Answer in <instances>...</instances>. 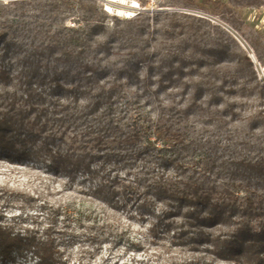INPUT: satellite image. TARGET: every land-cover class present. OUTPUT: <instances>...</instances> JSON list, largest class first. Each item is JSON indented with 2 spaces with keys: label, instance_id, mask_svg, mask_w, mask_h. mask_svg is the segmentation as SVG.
Returning a JSON list of instances; mask_svg holds the SVG:
<instances>
[{
  "label": "trees",
  "instance_id": "1",
  "mask_svg": "<svg viewBox=\"0 0 264 264\" xmlns=\"http://www.w3.org/2000/svg\"><path fill=\"white\" fill-rule=\"evenodd\" d=\"M28 1L10 0L13 9L7 7V13L3 10L8 4L0 6V69L5 70L10 63L19 41H27L33 34L30 28L26 30L30 22L25 21L22 8L34 3L39 13L31 18L43 32H34L33 40H42L21 62L38 71L33 73L35 76L40 71L48 76L47 88L40 93L43 105L51 107L47 112L52 111L58 118L42 122L46 115H36L37 123L33 125L49 131L51 137L57 127L69 130L80 139L78 152L83 151L78 154L71 148L64 154L56 146L57 141L65 144L63 139L45 138L42 144L49 150L58 149L56 156H51L53 161L65 159L58 160L63 167L82 163L78 168L88 161L89 174L105 177L106 190L102 187L99 192L108 201L118 195L109 190L113 185L110 173L126 170L122 181L132 176L123 185L127 205L137 203V213L154 218L152 228L160 226L164 233H173L171 240L177 246L212 257L210 261L206 256L191 254L170 264H215L216 260L236 264L260 260L264 264V196L259 192L264 190V148L252 146L253 150H247L245 142L236 144L235 140L241 138L236 129L226 128L224 134H216L213 142L200 133L193 114L207 92L210 97L204 104L211 109L223 105L226 113L235 105L216 95L215 84L207 82L223 71L216 68L223 66L218 65V59L207 60L181 48L199 47L204 37L200 29L189 27L185 31L177 14L140 13L126 19L125 28L117 26L107 32V16L94 0ZM70 17L75 20L74 26L66 25ZM152 18L155 27L150 25ZM164 18L170 21L161 23ZM196 19L198 24L203 21ZM158 24L164 36L178 39L179 45H168L164 54L150 42ZM224 54L220 50L217 55ZM157 58L161 60L155 62ZM245 60L252 66L250 58L245 56ZM58 65L63 69L58 71ZM221 75L225 76L221 85L237 83V72H230L228 66ZM185 76L203 79L187 82ZM190 91L193 94L188 98ZM230 113V120H221L224 126L240 121L235 112ZM219 114L223 113L216 110V116ZM262 119L263 112H257L249 120L252 137L264 139V128L258 126ZM37 137L20 131L8 115H0L1 140L9 138L26 145V141ZM238 190L245 196L238 195ZM254 201L262 208H253ZM227 224L231 227L228 234L212 232ZM20 229L0 219V257L11 259L14 249H25L33 251L38 264H55L59 246L51 230L24 229L22 233ZM205 245L210 248H203Z\"/></svg>",
  "mask_w": 264,
  "mask_h": 264
},
{
  "label": "rangeland",
  "instance_id": "2",
  "mask_svg": "<svg viewBox=\"0 0 264 264\" xmlns=\"http://www.w3.org/2000/svg\"><path fill=\"white\" fill-rule=\"evenodd\" d=\"M94 1L99 11L107 16L104 23L107 32L117 26L125 28L124 22L128 19L127 17L119 15L117 11L109 14L105 11L106 2ZM128 1H135L140 5V8L134 11V15L177 14L178 22L184 25L185 31L189 30V27L193 31L200 29L204 35L200 39L202 43L199 47L196 44L181 46L184 51L207 60L217 58L218 65L223 66L216 65V68H222L224 71L225 66H228L230 72H237L238 80L235 85L234 83L220 84L225 79V76L221 75L223 71L218 76L208 78L207 82L216 86V95L221 96L225 102L235 105L226 113H224L223 105L211 109L204 104L210 97L207 92L203 101L199 103V110L193 114V118L198 122L200 133L213 142L217 137L216 134H224L226 128L236 129L241 136L235 140L236 144L245 142L247 150H250L252 146L257 149L264 148V139L252 137V131L248 125L253 114L257 112L264 114V0ZM9 2L10 0H0L1 7L8 4L3 10L4 13L11 8ZM31 2L29 0L27 3ZM33 4L24 6L22 12L27 16L25 21L30 22L26 30L30 28L34 34L36 31H43L41 26H37L35 19L31 18L32 15L39 13L34 10ZM196 18H202L203 21L198 24ZM169 21L164 18L161 23ZM74 22L75 20L70 17L66 20V25L74 26ZM193 24L197 25V28H193ZM150 25L155 27L153 18ZM33 34L30 35L29 40L19 41L20 48L14 49L15 54L11 56L10 63L6 65L5 70L0 69V115H8L9 121L23 133L38 135L35 140L32 138L26 141V145L18 144L16 140L9 138L0 139V219L2 223L23 228V230L20 229L22 233L25 232L24 229H41L42 231L50 229L51 237L56 239L59 246L54 255L55 264H132L133 262L134 264H163V262L170 264L179 261L176 258L191 254L196 257L206 256L211 261L212 257L208 253H191L184 247L177 246L178 243H173L171 240L173 233H164V228L160 226V228H152L155 219L150 216H140L136 209L137 203L127 205L129 201H127L123 185L127 184L129 177L122 181L126 170L110 173L109 180L113 182V185L109 190H114L118 195L116 194V198L108 201L107 198H103L105 194L99 192L105 186V177L89 174L86 166L88 161L84 160L85 165L80 168L77 166L82 163H68L69 165L63 167L62 164H58V160L63 162L65 159L53 161L51 156H56L54 152L58 149L49 150L42 144L45 138L63 139L65 144L57 141L56 146L65 151H62L64 154H67L68 149L70 152L71 148H74L78 154L83 151L78 152L77 149L81 146L80 139L74 137V133L69 130L64 131L57 127L55 135L51 137L49 131L38 129L39 126L33 125L37 123L36 115H46L42 122L47 118L49 120L58 118V115L51 114L52 111L47 112V109L51 110V107L48 103L43 105V96L40 93L47 88L45 83L48 76H44L42 71L35 76L33 73L38 71L31 70L29 63L21 62L25 54L32 53L35 46L42 40H33ZM40 35L44 36V34ZM150 42L158 45L160 52L164 54L167 53L165 51L167 46L176 44L178 39L164 36V30L158 24V31ZM203 50H207L206 53H203ZM220 50H224L226 54L218 56ZM251 55L256 58L254 63ZM245 56L250 58L252 66L247 64ZM160 60L161 58H157L155 62ZM62 69V65L57 66L58 71ZM204 72L208 73L207 70ZM191 78L194 81L203 79L201 76H185L184 80L189 82ZM192 94L193 92L190 91L188 98ZM216 110L223 114L216 116ZM230 112H235L240 117V121L224 126L221 120H230ZM258 126L264 128V119L258 123ZM158 145L160 147V143ZM77 156L75 155L74 158ZM56 166L59 168H55ZM131 178L132 176L129 179ZM103 189L106 190V187ZM259 192L264 196V190ZM237 194L245 196L242 190H238ZM257 206L262 208L261 204L254 201L253 208ZM21 220L25 223L20 224ZM212 232L216 235L228 234L231 232V227L228 224L227 227L219 225ZM206 246L210 248L209 245L203 248ZM11 256L12 258L7 260L0 257V264H38L39 261L33 251L25 249L21 252L14 249ZM215 264L236 263L216 260ZM239 264L261 263L260 260H244Z\"/></svg>",
  "mask_w": 264,
  "mask_h": 264
},
{
  "label": "bare ground",
  "instance_id": "3",
  "mask_svg": "<svg viewBox=\"0 0 264 264\" xmlns=\"http://www.w3.org/2000/svg\"><path fill=\"white\" fill-rule=\"evenodd\" d=\"M107 8H109L112 12L117 11V13L121 16L132 17L134 16V11L140 8V5L135 1L128 0H108ZM256 61V58H255Z\"/></svg>",
  "mask_w": 264,
  "mask_h": 264
},
{
  "label": "water",
  "instance_id": "4",
  "mask_svg": "<svg viewBox=\"0 0 264 264\" xmlns=\"http://www.w3.org/2000/svg\"><path fill=\"white\" fill-rule=\"evenodd\" d=\"M102 1L111 4V2H109L108 0H102ZM112 4H113V3H112ZM143 11H147V10H143ZM134 16H135V15H134ZM132 17H133V16H132ZM251 58L253 59V63H254V61H255V57H254L253 55H251Z\"/></svg>",
  "mask_w": 264,
  "mask_h": 264
},
{
  "label": "built area",
  "instance_id": "5",
  "mask_svg": "<svg viewBox=\"0 0 264 264\" xmlns=\"http://www.w3.org/2000/svg\"><path fill=\"white\" fill-rule=\"evenodd\" d=\"M105 11L109 14H113L114 12H112L109 8H107V6H105ZM129 18V17H128Z\"/></svg>",
  "mask_w": 264,
  "mask_h": 264
}]
</instances>
